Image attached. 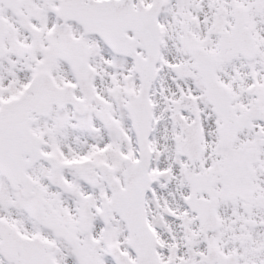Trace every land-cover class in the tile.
<instances>
[{
  "label": "snow or ice",
  "instance_id": "snow-or-ice-1",
  "mask_svg": "<svg viewBox=\"0 0 264 264\" xmlns=\"http://www.w3.org/2000/svg\"><path fill=\"white\" fill-rule=\"evenodd\" d=\"M0 264H264V0H0Z\"/></svg>",
  "mask_w": 264,
  "mask_h": 264
}]
</instances>
